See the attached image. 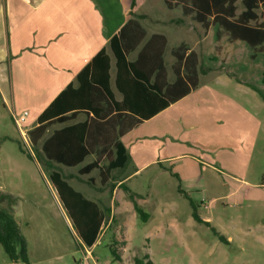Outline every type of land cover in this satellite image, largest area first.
Wrapping results in <instances>:
<instances>
[{"label": "rangeland", "instance_id": "obj_1", "mask_svg": "<svg viewBox=\"0 0 264 264\" xmlns=\"http://www.w3.org/2000/svg\"><path fill=\"white\" fill-rule=\"evenodd\" d=\"M237 7L239 15L245 9L242 0ZM257 13L256 23H264V4ZM173 19L175 46L186 43L196 50L204 72L226 73L246 86L233 80L208 84L205 79L199 92L161 116L162 126L139 129V147L146 153L159 156L168 150L166 144L173 143L177 152L195 154L207 163L193 166L203 178L185 193L170 164H166L169 172L152 167L128 183L135 193L125 187L127 199L138 196L149 201L140 204L148 222L137 214L136 227L131 220L128 223L130 245L124 222L133 211L117 202L102 205L107 220L98 246L87 248L90 257L59 202L50 174L59 171L90 199L103 187L108 194L109 185L101 184L98 170L82 175L78 168L67 170L50 162L42 141H31L34 125L26 123L23 134L0 101V209L10 212L25 237L30 264H134L135 257L146 254L153 264H264V100L258 92L264 94V45L232 42L219 26L205 30L181 7L173 10ZM117 97L121 99L119 93ZM177 118L186 130L175 125ZM164 121L173 137L155 135V129L165 127ZM5 195L13 201L1 198ZM194 210L209 224L197 222ZM114 247L122 263L112 256ZM0 264H12L1 244Z\"/></svg>", "mask_w": 264, "mask_h": 264}, {"label": "crops", "instance_id": "obj_2", "mask_svg": "<svg viewBox=\"0 0 264 264\" xmlns=\"http://www.w3.org/2000/svg\"><path fill=\"white\" fill-rule=\"evenodd\" d=\"M177 7H181L184 15L191 16L205 30L218 26L206 27L204 23L199 22L196 13L192 10L191 0H0V101L13 120L15 116L28 111L30 115L27 123L34 125L32 130L39 126L38 117L62 91L69 85L74 88L79 87L78 75L102 50H105L111 59L112 91L117 101H123L124 96L116 87V58L111 49V40L119 34H122L129 50L128 60L133 63L140 60L148 63V70L152 69L150 84L161 93L173 96L187 88L191 89L188 94L149 120L139 122L135 115L121 114L115 119L110 132H104L102 124L108 118H94L93 114L83 112L66 123L52 124L36 143L42 141L44 154L45 142L57 131L84 122L94 126L87 139L90 154L77 166L66 167L67 170L78 168L81 174L87 165L99 161L97 168L82 175H91L98 170L101 174V184L109 185L107 190L109 193L102 192L103 187L99 194H94L91 196L92 199H88L96 202L100 208L107 204L114 206L117 202L120 208L124 207L128 212L130 209L133 211L131 218H127L124 222L128 245L132 241L128 223L131 220L130 223L135 226L133 222L137 218L132 198L139 205L149 203L148 197L132 196L130 200L127 199L125 187L132 190L128 183L152 167H159L163 172H169L167 165L170 164L185 193L186 190L197 188L194 184H198L203 178L193 166L207 163L195 154L177 152L172 146L173 143L166 144L168 150L159 156L156 153H146L145 148L139 147L141 144L139 129L148 124L149 128L151 124L155 127L162 126L161 116L199 92L205 79L208 84L215 81L225 84L231 80L235 81L226 73L211 75L209 71L204 72L201 69L199 53L189 49L186 43L175 46L173 10ZM178 79L182 80L178 85L179 89H174ZM118 93L121 99L117 97ZM106 105L102 103V106ZM181 121L177 118L175 125H180L182 131L186 130ZM53 126L57 128L46 135ZM164 126V128H154L157 131L155 135L173 137L172 128L168 127L166 121ZM190 128L193 129L195 126L190 125ZM174 141L176 145H181L178 144L181 140ZM117 142L125 146L128 162L124 168L110 171L109 165L117 157ZM108 159L107 166H104L103 163ZM127 168L130 169L128 173L122 172ZM62 176L66 181L68 180L64 175ZM57 196L62 204L59 195ZM108 198L110 202L106 203ZM114 215L113 211L111 220ZM98 243L99 241L90 249L94 250ZM81 245L90 255L88 247L82 242ZM122 261L123 259L120 262Z\"/></svg>", "mask_w": 264, "mask_h": 264}, {"label": "trees", "instance_id": "obj_3", "mask_svg": "<svg viewBox=\"0 0 264 264\" xmlns=\"http://www.w3.org/2000/svg\"><path fill=\"white\" fill-rule=\"evenodd\" d=\"M239 0H191L196 19L206 27L218 25L222 27L233 41H243L252 47L264 45V23L257 24V9L264 0H242L244 11L237 14ZM111 49L116 58V87L124 99L119 102L111 88V59L105 50L100 51L78 75L79 87L69 85L62 91L38 117L39 126L30 132L31 141L36 144L45 134L47 128L54 123H66L77 117L79 113H91L94 118H108L102 125L104 132H110L115 119L125 113L138 117V121L149 120L170 104L176 102L190 92V88L174 94L165 95L150 84L148 63L130 62L129 50L123 41L122 34L111 40ZM149 71V74H148ZM174 89H179V83ZM264 84V77L262 80ZM264 100V94L259 90ZM106 103V106H102ZM70 114V115H69ZM92 128L89 123H78L57 131L43 146L44 154L50 161L65 166H77L90 154L87 139ZM117 157L109 165V170L124 168L128 162V154L121 142L116 143ZM99 166V161L87 165L81 174H88ZM50 181L55 186L63 207L71 218L79 239L88 248H93L99 241L106 222V213L100 206L75 190L56 170L50 174ZM182 193H184L182 191ZM187 196V195H186ZM8 198L13 201L11 195ZM134 209L143 222H148L149 215L143 211L138 202L132 198ZM194 219L202 221L194 210ZM221 240L224 237L220 236ZM0 244L9 256L12 264H30L25 237L10 212L0 209ZM115 260L122 256L117 249L111 248ZM134 264H153L149 255L135 257Z\"/></svg>", "mask_w": 264, "mask_h": 264}, {"label": "built area", "instance_id": "obj_4", "mask_svg": "<svg viewBox=\"0 0 264 264\" xmlns=\"http://www.w3.org/2000/svg\"><path fill=\"white\" fill-rule=\"evenodd\" d=\"M29 112L25 111L21 115L15 116L14 121L18 128L21 130V132L24 134V125L27 123L29 118ZM80 264H83L82 262Z\"/></svg>", "mask_w": 264, "mask_h": 264}]
</instances>
